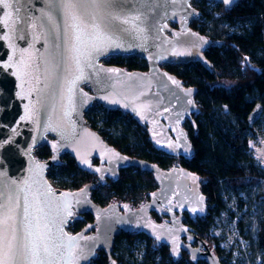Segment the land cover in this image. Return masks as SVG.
Instances as JSON below:
<instances>
[{"label": "water", "instance_id": "obj_1", "mask_svg": "<svg viewBox=\"0 0 264 264\" xmlns=\"http://www.w3.org/2000/svg\"><path fill=\"white\" fill-rule=\"evenodd\" d=\"M211 1L229 9L241 0L228 6L222 0ZM191 2L115 0L129 22L117 24L107 36L89 40L92 20L87 18L81 25L85 35L79 53L68 51L70 42L66 44V39L71 30L67 25L72 21L63 10H56L58 0H15L12 8L0 12V192L4 193L0 203L7 205L9 194L13 201L19 196V228L27 200L33 232L47 235L53 253L42 255L44 264H89L99 250L110 264H116L112 258L114 239L125 231L143 233L156 245L168 246L173 260L186 252L193 263L222 264L207 242L183 221L184 214L194 218L207 213L199 175L179 164L163 169L126 155L84 119L85 112L99 103L130 115L161 152L173 157L193 154L182 125L186 120L194 124L193 115L200 113L196 87L184 86L175 74L160 66L198 62L211 71L204 54L210 41L190 27L200 14ZM14 9L18 11L9 19ZM116 54L143 59L147 70L128 71L99 61ZM73 55L80 57V71L71 59ZM53 61L61 65L54 77ZM77 75L81 76L78 80ZM73 80L75 84L70 85ZM42 145L50 150L48 159L33 153ZM64 153L78 169L95 175L102 184L108 178L116 179L120 170L139 167L152 173L157 188L138 207L120 201L102 207L90 197L93 183L66 190L49 182L48 169L60 165ZM152 213L165 215L168 221H156ZM85 214L91 215L92 221L77 232H68L69 222L83 221ZM90 228H94L91 233ZM55 245L62 246L59 252Z\"/></svg>", "mask_w": 264, "mask_h": 264}, {"label": "trees", "instance_id": "obj_2", "mask_svg": "<svg viewBox=\"0 0 264 264\" xmlns=\"http://www.w3.org/2000/svg\"><path fill=\"white\" fill-rule=\"evenodd\" d=\"M210 2L214 1L200 0L197 4L200 15L190 27L210 41L204 54L212 65L211 71L198 62L162 67L175 74L184 86L196 87L200 113L193 115L194 124L186 120L182 125L192 145V155L173 157L161 152L149 142L145 128L120 110H105L99 103L86 112V123L126 155L156 163L163 169L179 164L199 175L208 212L194 218L185 214L183 221L207 242L222 264H229L230 254L217 245L209 230L214 216L225 209L223 187L234 192L245 190L251 203L261 197L256 213L241 222L247 245L244 260L238 264H264V170L249 154V135H255L251 117L254 112L264 115V0H241L229 9L222 3L210 5ZM216 40L220 44H214ZM106 64L128 71L147 70L145 61L134 56L116 57ZM34 155L48 159L51 153L42 145ZM47 175L58 189L75 190L93 183L90 197L102 207L114 201L138 207L157 188L152 173L139 167L120 170L116 179L108 178L102 184L95 175L78 169L70 156H65L60 165H53ZM152 216L161 222L159 215L152 213ZM90 221L91 215L85 214L83 221H76L68 229L77 232ZM136 242L144 244L140 257L132 252ZM112 258L116 264H206L204 260L191 262L186 252L173 260L168 246L156 245L147 235L129 231L115 236ZM92 264L110 261L99 250Z\"/></svg>", "mask_w": 264, "mask_h": 264}, {"label": "snow or ice", "instance_id": "obj_3", "mask_svg": "<svg viewBox=\"0 0 264 264\" xmlns=\"http://www.w3.org/2000/svg\"><path fill=\"white\" fill-rule=\"evenodd\" d=\"M15 0H0V12L4 8H12ZM228 6L233 0H222ZM56 10H63L72 23L68 24V29L71 30L70 37H67L66 44H69L68 51L71 53H79L82 44V38L85 35V29L81 27L86 23L87 18H91L92 23L88 25L90 32L87 33L89 40L100 39L102 36H107L109 31L114 29L117 24H127L129 20L119 11L120 5L115 3V0H58L55 5ZM9 15L12 19L15 12ZM51 20L52 17H49ZM139 19V17H133ZM99 21V22H97ZM118 46V45H117ZM74 64L79 70L81 63L79 55L71 57ZM61 65L53 61L52 75L55 76L56 69ZM82 75V73H81ZM81 76L77 75L76 80ZM70 85L75 84V80L69 82ZM71 91V87H69ZM4 193L0 192V197ZM9 203L7 205L0 203V264H44L41 258L51 256L53 253L47 243V235L45 233L33 232L32 222L29 219V206L25 199L23 207V215L21 217L20 226L17 228V209L20 208L19 196L13 201V197L9 194L7 197ZM43 212V209H37ZM51 211V209H49ZM47 215V213H45ZM37 219V227L39 223ZM45 224L44 228L47 229ZM159 239V237H157ZM71 239V238H70ZM61 245H55V251L59 252Z\"/></svg>", "mask_w": 264, "mask_h": 264}, {"label": "rangeland", "instance_id": "obj_4", "mask_svg": "<svg viewBox=\"0 0 264 264\" xmlns=\"http://www.w3.org/2000/svg\"><path fill=\"white\" fill-rule=\"evenodd\" d=\"M193 3H200V0H194ZM213 5L217 2H210ZM165 64H161L163 67ZM176 67L181 64H174ZM86 114V112H85ZM84 114V119L86 121V116ZM251 127L255 133L254 136L249 135V154L253 157L255 163L264 170V115L263 113L254 112L251 117ZM87 124V123H86ZM52 138L51 136H48ZM40 147V146H39ZM39 147H36L33 151H37ZM65 156H70L68 153H64L60 156L62 161ZM177 165V164H176ZM51 168V167H50ZM48 169L46 176L49 182L54 185V180L48 177ZM222 197L225 201V209L220 211L218 215L214 216L213 224L210 227V234L217 239V245L222 248L225 252L230 254V258L227 263L229 264H238L241 263L243 259V251L246 248L247 240L244 237V230L242 229L241 222L244 217L254 215L259 208V200L261 197L256 200L255 203H251L249 194L245 190H238L234 192L229 187H223ZM240 199V200H239ZM208 204L206 203V208ZM208 212V211H207ZM161 221H165L167 216L159 215ZM165 218V219H164ZM77 220L69 222L67 226V231L70 225H73ZM168 221V220H166ZM91 222V221H90ZM84 226V225H83ZM94 228L88 230L89 233L93 232ZM72 233V232H71ZM142 242H136L135 247L132 252L135 257H140L142 249ZM114 246V243H113ZM226 261V260H225ZM89 264H92L89 263Z\"/></svg>", "mask_w": 264, "mask_h": 264}, {"label": "built area", "instance_id": "obj_5", "mask_svg": "<svg viewBox=\"0 0 264 264\" xmlns=\"http://www.w3.org/2000/svg\"><path fill=\"white\" fill-rule=\"evenodd\" d=\"M193 1L194 0H192V2H191V5L193 6V7H195L196 9H198L197 8V3H193ZM200 15V14H199ZM199 15L196 17V18H198L199 17ZM118 56H129V55H122V54H120V55H118V54H116V55H110V56H107V57H105V58H102V59H99V61H101V62H107L108 60H110V59H113V58H115V57H118ZM141 59V58H140ZM83 88H85L86 90H88V88H87V86L85 85V86H83ZM89 91V90H88ZM104 109L105 110H107V108H105L104 107ZM102 113V112H101ZM124 115H127V116H129V117H131L130 115H128L127 113H123Z\"/></svg>", "mask_w": 264, "mask_h": 264}, {"label": "flooded vegetation", "instance_id": "obj_6", "mask_svg": "<svg viewBox=\"0 0 264 264\" xmlns=\"http://www.w3.org/2000/svg\"><path fill=\"white\" fill-rule=\"evenodd\" d=\"M118 57H125V56H118ZM116 58V57H115ZM115 58L113 59H110V60H115ZM112 65H115V64H112ZM185 215V214H184ZM184 217V216H183Z\"/></svg>", "mask_w": 264, "mask_h": 264}, {"label": "bare ground", "instance_id": "obj_7", "mask_svg": "<svg viewBox=\"0 0 264 264\" xmlns=\"http://www.w3.org/2000/svg\"><path fill=\"white\" fill-rule=\"evenodd\" d=\"M178 165V164H177Z\"/></svg>", "mask_w": 264, "mask_h": 264}]
</instances>
